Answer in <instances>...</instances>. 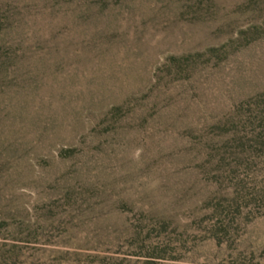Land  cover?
<instances>
[{
  "label": "rangeland",
  "instance_id": "rangeland-1",
  "mask_svg": "<svg viewBox=\"0 0 264 264\" xmlns=\"http://www.w3.org/2000/svg\"><path fill=\"white\" fill-rule=\"evenodd\" d=\"M0 264H264V0H0Z\"/></svg>",
  "mask_w": 264,
  "mask_h": 264
}]
</instances>
